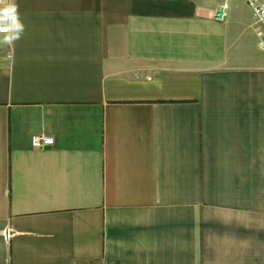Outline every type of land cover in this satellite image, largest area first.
<instances>
[{"label":"crops","instance_id":"0c3cea01","mask_svg":"<svg viewBox=\"0 0 264 264\" xmlns=\"http://www.w3.org/2000/svg\"><path fill=\"white\" fill-rule=\"evenodd\" d=\"M0 14V264H264V48L246 0ZM41 134L54 144L33 147Z\"/></svg>","mask_w":264,"mask_h":264},{"label":"built area","instance_id":"2783aa9c","mask_svg":"<svg viewBox=\"0 0 264 264\" xmlns=\"http://www.w3.org/2000/svg\"><path fill=\"white\" fill-rule=\"evenodd\" d=\"M7 0H0V5L5 4ZM253 10L255 24L259 27L260 45L264 48V0H246ZM226 17V6L222 7L216 13V19L223 21ZM10 15L0 14V33H10ZM54 144V138L45 134L35 135L32 138V145L35 148H44Z\"/></svg>","mask_w":264,"mask_h":264},{"label":"clouds","instance_id":"9594fccd","mask_svg":"<svg viewBox=\"0 0 264 264\" xmlns=\"http://www.w3.org/2000/svg\"><path fill=\"white\" fill-rule=\"evenodd\" d=\"M14 12L16 11V6H13V9H12ZM22 27V26H21Z\"/></svg>","mask_w":264,"mask_h":264}]
</instances>
